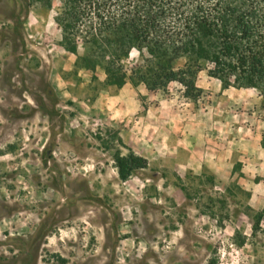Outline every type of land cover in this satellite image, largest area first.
Segmentation results:
<instances>
[{"label": "rangeland", "instance_id": "obj_1", "mask_svg": "<svg viewBox=\"0 0 264 264\" xmlns=\"http://www.w3.org/2000/svg\"><path fill=\"white\" fill-rule=\"evenodd\" d=\"M60 5L0 0V264H264V176L234 144L264 91L111 86L61 44ZM130 150L148 165L123 181Z\"/></svg>", "mask_w": 264, "mask_h": 264}, {"label": "trees", "instance_id": "obj_2", "mask_svg": "<svg viewBox=\"0 0 264 264\" xmlns=\"http://www.w3.org/2000/svg\"><path fill=\"white\" fill-rule=\"evenodd\" d=\"M55 21L61 44L77 54L82 48L78 61L103 67L111 86L167 91L179 82L196 99L206 70L224 89L264 91V0H61ZM134 50L139 59L128 69L124 60ZM115 160L123 181L148 165L132 150ZM263 217L264 209L254 214L255 231Z\"/></svg>", "mask_w": 264, "mask_h": 264}, {"label": "crops", "instance_id": "obj_3", "mask_svg": "<svg viewBox=\"0 0 264 264\" xmlns=\"http://www.w3.org/2000/svg\"><path fill=\"white\" fill-rule=\"evenodd\" d=\"M219 88V86H218ZM254 109L253 112L249 113L248 116L240 123L238 130L242 131L241 134L238 135L239 140L234 142V144L239 143V159L240 161H251L256 165L255 173L261 176H264V145L262 137L264 136V117L260 115V98L253 99ZM228 117L227 114L224 113V121L221 118L220 127L222 131L228 130ZM237 129V126H236ZM223 135V134H222ZM213 138L216 136H212ZM193 142L190 145L196 146L199 142L198 140H203V138L207 141L211 140L208 137H204L200 134H195L192 136ZM240 138H242L240 140ZM230 143V141H229ZM228 142H223L221 139V148L218 150L219 154H213L212 152L209 155L204 156L205 162H214L216 158H219L221 161H228L226 157L228 156L227 150ZM212 148L216 149L215 146L212 145ZM217 150V149H216ZM216 157V158H215Z\"/></svg>", "mask_w": 264, "mask_h": 264}]
</instances>
